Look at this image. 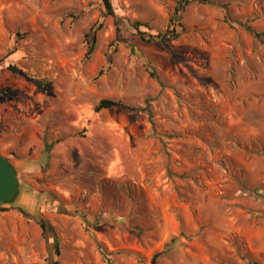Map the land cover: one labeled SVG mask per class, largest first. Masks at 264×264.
<instances>
[{
    "label": "rangeland",
    "instance_id": "1",
    "mask_svg": "<svg viewBox=\"0 0 264 264\" xmlns=\"http://www.w3.org/2000/svg\"><path fill=\"white\" fill-rule=\"evenodd\" d=\"M179 1L0 0V264H264V0Z\"/></svg>",
    "mask_w": 264,
    "mask_h": 264
},
{
    "label": "trees",
    "instance_id": "2",
    "mask_svg": "<svg viewBox=\"0 0 264 264\" xmlns=\"http://www.w3.org/2000/svg\"><path fill=\"white\" fill-rule=\"evenodd\" d=\"M105 6V13L111 16H116V12L114 9V5L112 0H102ZM198 2V3H203V4H210V3H215L212 0H180L179 1V6L177 7V12L175 15V18L173 19L174 21V27H169L166 30L158 31V32H153V28L150 25L149 22L145 21H140L137 20L133 23V27L138 31L139 35L141 38L145 41L152 42L155 44H161V45H167L170 42L177 40L181 37L183 32L186 30L184 27V24L181 22L182 18V13L185 12L186 8L188 5ZM221 7L227 9V6L224 4H219ZM228 19V17L226 16ZM247 28V30L259 41V42H264V30L260 31L254 28L253 26L249 24H244ZM100 26H94L90 29V31L86 34V40L88 42V51L86 54V57H89L93 54L96 48L97 44V32ZM13 69H18L17 66H12ZM103 72L101 71L99 73L102 74ZM153 76H156L155 72H152ZM38 84H42V80H36ZM114 106H122L126 108H131L129 105H127L125 102L121 100H115L111 98H104L100 100V102L96 106V111H102L103 109L106 108H111ZM15 200L12 202H7L5 204H12L14 203ZM11 209L10 207H3L0 205V210H9ZM19 211H21L23 214L29 216L30 214L24 210L23 208H18ZM39 224L42 229L43 237L50 242L51 244V249L53 251V254L56 255L57 257L61 255L62 250H61V238L55 229V227L51 224V222L42 217L39 218ZM160 254H156L154 258V264H156V258ZM50 264H59V261L56 260H50ZM257 264V263H254Z\"/></svg>",
    "mask_w": 264,
    "mask_h": 264
},
{
    "label": "water",
    "instance_id": "3",
    "mask_svg": "<svg viewBox=\"0 0 264 264\" xmlns=\"http://www.w3.org/2000/svg\"><path fill=\"white\" fill-rule=\"evenodd\" d=\"M20 189L17 168L0 152V205L16 199Z\"/></svg>",
    "mask_w": 264,
    "mask_h": 264
}]
</instances>
